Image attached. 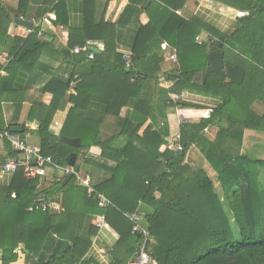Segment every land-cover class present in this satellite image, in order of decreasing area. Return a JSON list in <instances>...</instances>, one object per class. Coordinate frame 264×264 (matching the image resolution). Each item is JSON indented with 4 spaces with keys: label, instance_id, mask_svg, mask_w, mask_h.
Masks as SVG:
<instances>
[{
    "label": "trees",
    "instance_id": "obj_1",
    "mask_svg": "<svg viewBox=\"0 0 264 264\" xmlns=\"http://www.w3.org/2000/svg\"><path fill=\"white\" fill-rule=\"evenodd\" d=\"M67 1L43 0V4L57 14L59 23L66 17ZM117 1L83 0L85 25L70 29L68 47L101 40L106 47L100 57L116 55V25L110 18ZM186 1L154 0L147 14L151 23L141 24L133 47V66L127 68L121 54L109 68V73L118 74L123 91L129 93L128 101H147L150 96L145 95V88L157 86L164 60L155 52L156 46L165 40L178 48V66L166 73L175 84L170 90L162 89L161 96L190 90L212 100L207 107L180 104L203 112L200 121L182 124V149L162 152L166 143L163 134L148 129L140 138L142 124L131 131L132 139L121 149L98 140L99 123L84 118L86 107L79 85V94L70 98L75 107L62 135H52L49 121L43 119L42 153L60 166L69 165L70 154L76 153L74 167L81 170L79 160H91L85 152L100 146L102 158L112 160L115 166L94 161L111 176L92 186L111 203L100 207L96 193L77 184L75 177L65 183L69 175L38 191L39 179H28L22 169L18 170L12 184L0 189L2 264L18 260L21 252L33 264H101L87 255L98 232L96 219L102 214L119 234L109 264H128L144 236L134 230L127 214L139 212L142 202L152 209L145 216L148 224H143L148 231L150 264H264V114L253 108L257 102L264 105V0H215L247 13L227 34L198 18L188 21L180 17L176 11ZM31 2L20 0V15ZM0 14V37L7 44L10 38L3 21L11 24L13 20L4 10ZM203 29L212 37L198 43L196 38ZM14 41L24 44L22 55L41 46L37 32ZM15 54L13 50L10 56ZM85 57V53H68L74 64ZM58 81L53 83L51 104L45 106L51 113L69 87L68 82ZM209 126L218 127L215 139L205 134ZM63 136L80 138V146L64 142ZM137 139L140 142L135 144ZM5 143L8 158L17 156L10 143ZM192 146L201 152L207 167H193L187 161ZM42 196L61 202L62 209L32 208Z\"/></svg>",
    "mask_w": 264,
    "mask_h": 264
},
{
    "label": "crops",
    "instance_id": "obj_2",
    "mask_svg": "<svg viewBox=\"0 0 264 264\" xmlns=\"http://www.w3.org/2000/svg\"><path fill=\"white\" fill-rule=\"evenodd\" d=\"M153 1L118 0L110 18L111 22L116 25L115 51L117 54L109 57L103 56L105 58H102L100 55L105 50V43L101 40H88L85 45L89 42L95 43L92 48L95 52L94 59L89 57V51H83L81 53H85V59L74 64L70 62L68 54L63 49H70L68 47L70 29H81L85 25L83 0H68L66 3V17L59 23H57V14L51 10L50 6L43 4V0H32L24 15L19 13L20 0H0V10L8 13L13 20L11 24L3 21V26H6L10 38L8 43L5 44L0 37V133L6 129L11 130L13 127H21L22 131L15 133L30 145L41 149L42 135L40 130L43 119L49 121V132L52 135L56 137L62 135L75 107L70 98L79 94V90L76 88L79 85L81 86L83 104L86 107L84 118H93L94 121H98V140L108 141L115 149L124 147L132 139L131 131L140 124H142L138 131L140 138L148 129H151L162 133L167 142L169 137L181 132L180 119L182 117L188 119L189 122L200 121L203 112L193 108L185 109L182 105H176L171 97L175 92L170 91L165 98L161 96L162 89L170 90L175 84L173 80L168 79L166 73L178 66V61H169L166 56L173 49L177 51V56L179 53L176 46L168 44L165 40H162L155 49L158 56L164 57V60L160 64L161 78L157 86L153 84L151 87L145 88V95L150 96L147 101H128L129 93L123 91V83L118 74L109 73V68L118 59L117 55L133 52L141 24L151 23L147 14ZM99 6L103 7L102 3ZM176 13L188 21L198 18L210 27L225 34L235 30L242 17L247 14L215 0H187ZM1 19L2 15L0 14V25L2 27ZM18 19L31 22L33 26L20 25L17 22ZM38 25L43 31L41 36L37 33L41 46L30 53L22 55L24 44L16 45L17 42L14 40L28 38L30 34L38 31ZM28 29H35L36 32L29 33ZM199 36L203 42H208L212 37L210 32L205 29L197 37ZM85 45H76L75 48L84 47ZM75 48L70 49V52L74 54ZM13 50L16 54L10 56ZM96 54L99 56L97 57ZM15 57L17 58L14 59ZM96 59L98 62L94 64L93 61H96ZM65 73H70L72 76L78 75L74 84H71L65 78ZM55 80L68 82L69 87L61 104H59L56 111L51 113L45 110V106L50 105L53 100L54 92L52 90L55 87L53 85ZM170 81L174 82L172 86L168 85ZM55 89L59 90L58 86ZM191 93L193 97L186 101L188 104L207 107L212 101L200 94ZM125 102L127 103L125 104ZM120 106L121 108H119ZM182 110L188 116L184 115ZM80 120L83 121V118ZM204 131L210 139H213L217 135L218 127L209 126L208 130ZM139 142L138 139L134 140L135 144ZM165 145L166 143L161 147L162 152L167 150ZM8 153L5 140L0 136V189L9 187L16 173L2 170L4 163L7 161ZM85 153L91 159V163L90 161L85 162L81 158L79 164L82 166L81 170L89 174L92 185L96 186L108 179L111 173L104 167L95 166L93 162L106 164L108 167L115 166V162L102 158V148L100 146H92ZM187 161L193 167H207L203 155L196 146L190 148ZM65 177L67 176L63 172L49 167L47 175L39 178L38 191L43 192L51 187L56 180ZM215 184L218 185V182L216 181ZM59 203L61 205V202ZM139 212L143 215L142 223L144 225L148 224L145 216L152 212L151 207L142 202ZM118 240L119 234L112 227L98 229L97 234L93 237L87 258H95L101 264H109L110 251L114 249ZM0 264H2L1 250ZM11 264H33V262L21 252L19 259Z\"/></svg>",
    "mask_w": 264,
    "mask_h": 264
},
{
    "label": "built area",
    "instance_id": "obj_3",
    "mask_svg": "<svg viewBox=\"0 0 264 264\" xmlns=\"http://www.w3.org/2000/svg\"><path fill=\"white\" fill-rule=\"evenodd\" d=\"M28 32H36L35 29H28ZM37 33L41 36L43 35L42 29L39 28L38 25V31ZM198 43H203L202 38L199 36L197 37ZM92 46V47H89ZM93 46H95V43L89 42L84 47H76L74 49L75 53H81L83 51L88 52L89 51V57L91 59H94L95 52L93 51ZM166 58L169 61L177 62L178 56L177 51L173 49L170 51ZM123 61L125 63V66L127 68H131L133 66V54L132 53H125L123 54ZM65 78L71 83L74 84L75 80L78 78V75H73L70 73L64 74ZM174 82H168L169 86H172ZM172 101L175 104H181L182 102L188 101L190 98L193 97V94L190 90H183L180 93H174L171 95ZM189 122L188 119L181 118L180 124ZM206 131L208 128L205 129ZM0 136L7 140L12 149L17 153V156L13 158H7V161L4 163L2 170L5 172H17L18 170L22 169L24 172V175L28 179H36L43 177L47 175V169L49 167L54 168L56 170H59L63 172L66 176L72 175L76 178L79 185L84 186L85 188H88L90 193L92 192L96 193V199L98 200L100 207H106L108 206L111 201L105 196V194L98 192L95 190V188L92 186L91 178L89 174L86 172L76 169L74 166H60L57 164L54 159L51 156L44 155L42 153V150L38 147L30 145L25 139L21 138L18 134L12 132L11 130H5L4 132L0 133ZM165 148L170 151H179L182 149V143H181V132H178L175 135H172L167 139ZM32 208L35 209H41V210H61V205L57 201L48 200L46 197H41L39 200H37L34 205H32ZM127 217L133 221L134 223V230L138 232L140 235L144 236V241L142 246L140 247L139 251L136 253V255L133 257V259L128 264H150L152 262V259L147 251V235L148 231L147 228L143 225V215L140 214L138 211L127 214ZM95 225L98 229H102L104 227L110 228V224L106 220V216L104 214L97 217Z\"/></svg>",
    "mask_w": 264,
    "mask_h": 264
},
{
    "label": "water",
    "instance_id": "obj_4",
    "mask_svg": "<svg viewBox=\"0 0 264 264\" xmlns=\"http://www.w3.org/2000/svg\"><path fill=\"white\" fill-rule=\"evenodd\" d=\"M17 22L20 24V25H23V26H26V27H31L33 26V24L31 22H28V21H24L22 19H18ZM64 52H66L67 54L70 53V49H63ZM12 132H21L22 131V128L21 127H13L11 129ZM64 142L74 146V147H79L80 146V139L79 138H67V137H63L62 138ZM76 159H77V154L76 153H71L70 154V157H69V165L70 166H75L76 164ZM72 175H69L66 180H65V183H67L68 181H70L72 179Z\"/></svg>",
    "mask_w": 264,
    "mask_h": 264
},
{
    "label": "rangeland",
    "instance_id": "obj_5",
    "mask_svg": "<svg viewBox=\"0 0 264 264\" xmlns=\"http://www.w3.org/2000/svg\"><path fill=\"white\" fill-rule=\"evenodd\" d=\"M254 110L259 113L260 115L264 114V105L260 102H257L254 104L253 106ZM210 136V135H209ZM213 138V136H211ZM215 139V138H213ZM262 143H264V137L261 139ZM250 145V144H249ZM258 149V147H256ZM258 151V150H257ZM262 155H263V151H261Z\"/></svg>",
    "mask_w": 264,
    "mask_h": 264
}]
</instances>
